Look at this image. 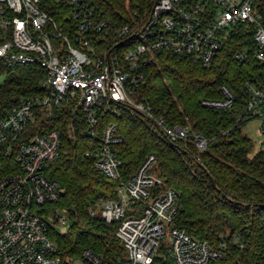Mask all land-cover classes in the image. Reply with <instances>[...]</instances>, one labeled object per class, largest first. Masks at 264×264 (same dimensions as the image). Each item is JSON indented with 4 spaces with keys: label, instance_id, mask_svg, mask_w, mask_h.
Instances as JSON below:
<instances>
[{
    "label": "built area",
    "instance_id": "obj_1",
    "mask_svg": "<svg viewBox=\"0 0 264 264\" xmlns=\"http://www.w3.org/2000/svg\"><path fill=\"white\" fill-rule=\"evenodd\" d=\"M61 6L68 8L64 24L49 9ZM240 35L254 46L240 48ZM228 41L234 57L251 53L264 63V0H152L144 14L128 13L120 23L100 17L84 0H0V68L34 65L42 72L40 93L0 117V264H101L89 248L75 258L62 254L51 237L67 223L58 211L68 213L48 207L63 193L45 171L65 153L64 133L40 130L39 121L55 108L69 115L67 138L84 137V155L118 181L114 196L88 207L90 216L116 226L124 253L115 264H212L224 258L239 238L211 241L177 226V193L156 173L154 154L122 178L115 153L122 138L102 113L113 115L124 105L163 141L190 139L203 150L209 139L167 124L136 95L157 53L187 55L207 66ZM245 87L244 116L264 118V84L247 81ZM221 91L222 99L202 103L228 109L234 96L226 86ZM259 133L264 136V124Z\"/></svg>",
    "mask_w": 264,
    "mask_h": 264
},
{
    "label": "trees",
    "instance_id": "obj_2",
    "mask_svg": "<svg viewBox=\"0 0 264 264\" xmlns=\"http://www.w3.org/2000/svg\"><path fill=\"white\" fill-rule=\"evenodd\" d=\"M100 17L120 23L128 13L144 14L152 0H84ZM50 14L61 19L66 6L52 7ZM65 22H63L64 24ZM241 47L251 42L239 38ZM230 41L213 61L203 66L187 55L160 52L144 68L145 81L136 98L169 125L188 127L209 139L199 151L190 139L167 143L124 105L115 113H102V120L115 122L122 141L115 146L121 161L122 178H128L149 154L156 156V173L166 187L177 193V226L211 241L221 236L238 237L224 258L212 264H264V150L252 151L251 140L242 132L249 120L244 116L247 81L264 84V63L251 53L244 60L234 57ZM235 46V45H234ZM0 117L25 97L40 93L41 70L34 65L0 68ZM226 86L234 96L228 109L210 107L203 100H218ZM241 116V117H240ZM67 111L43 112L39 129L60 128L65 153L46 167V175L59 181L60 197L48 207L63 208L71 224L66 232L52 231L62 254L79 256L89 248L101 264H115L124 253L115 224L90 216L88 207L97 199L114 196L118 181L102 175L84 152L86 139L66 136Z\"/></svg>",
    "mask_w": 264,
    "mask_h": 264
},
{
    "label": "rangeland",
    "instance_id": "obj_3",
    "mask_svg": "<svg viewBox=\"0 0 264 264\" xmlns=\"http://www.w3.org/2000/svg\"><path fill=\"white\" fill-rule=\"evenodd\" d=\"M131 12V11H130ZM129 12V13H130ZM4 80V75H0V83ZM264 124V118H252L244 122L242 125V132L251 140L253 144L252 151H256L259 149L264 150V136L259 133V129ZM57 216H60L62 218H65L67 220V223L64 225H60V227H57L60 229V233L66 232L68 226L71 224V219L68 216V213L58 211ZM164 240H162V243ZM72 258H75L77 256H69Z\"/></svg>",
    "mask_w": 264,
    "mask_h": 264
}]
</instances>
